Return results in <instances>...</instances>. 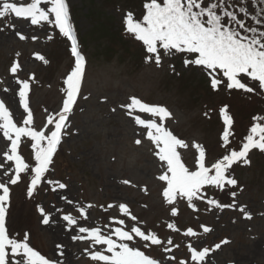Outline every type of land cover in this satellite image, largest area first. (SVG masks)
Instances as JSON below:
<instances>
[{"label":"rangeland","instance_id":"1","mask_svg":"<svg viewBox=\"0 0 264 264\" xmlns=\"http://www.w3.org/2000/svg\"><path fill=\"white\" fill-rule=\"evenodd\" d=\"M9 2L19 5L25 0ZM141 2L145 0H66L78 50L85 58L81 91L66 121L68 126L62 130L61 151L33 195L29 197L27 192L31 178L28 174L22 173L21 182L10 186L6 206V228L10 238L23 240L27 237L26 242L50 261L94 264L89 252L96 249L89 248L90 241L72 239L73 235H86L78 233V227H101L108 232L109 228L119 226L114 221L123 219L126 228L139 226L155 232L164 241L162 245L145 249L142 247L145 242L136 238L133 245L160 264H178L180 260L194 264L189 244L197 250L211 249L223 240L229 243L211 251L203 264H264V156L260 151L249 153L250 165L239 163L232 167L236 186H226L223 191L206 186L202 190L205 199L194 201L198 211L179 198L174 205H167L162 197L165 184L158 179L162 169L154 155L155 145L146 138L147 130L136 125L121 105L129 103L130 97H137L149 105L167 108L172 116L164 126L189 144V149L180 150L189 168L193 167L197 154L193 142L206 149L209 163L224 152L220 147L223 123L218 116L219 102L228 100L229 96L233 108L244 102L259 110L264 106L261 100L255 99L257 92L232 94L234 90L223 85L213 91L210 82L209 90L204 88L198 77H208L196 68L186 69L182 54L162 57L160 67L145 63L144 48L134 45V40L120 38L125 29L121 19ZM54 30L48 25L30 27L27 21L14 14L0 18V100L4 101L18 126H22L23 109L18 107L16 79L28 80L30 84L29 107L35 130L45 129L48 115L62 108L63 81L74 63L67 43L62 46L58 39H48ZM17 32L27 38L20 40ZM32 36L37 39L33 40ZM36 54L48 63L35 59ZM13 62L20 64L15 77L9 71ZM5 88L10 91H3ZM134 115L153 119L146 113ZM212 120L219 126L213 128ZM233 132L230 147L238 150L247 132ZM137 139L141 140L139 145L135 143ZM6 143L10 142H6L0 132V159H3ZM30 144L28 138H22L18 154L25 162L34 163ZM49 180L67 187L59 189L58 184L47 183ZM125 180L130 183H123ZM232 192L236 193L235 198ZM208 199L236 207L223 210L212 207L209 211ZM69 200L72 203H68ZM121 204L129 208L137 218L135 221L120 212ZM88 205L92 207L87 208ZM81 207L86 208L87 220L79 216L77 210ZM171 207L178 209L177 216H171ZM240 207L245 208L251 219L245 218ZM41 208L49 219L48 224L43 223ZM63 215H72L78 224L68 226ZM168 223H173L177 230L169 229ZM202 225L212 231L203 233ZM189 228L198 236L183 235ZM169 238L173 241L171 245L167 244ZM165 247L172 251H164ZM173 256L174 260L167 259Z\"/></svg>","mask_w":264,"mask_h":264},{"label":"snow or ice","instance_id":"2","mask_svg":"<svg viewBox=\"0 0 264 264\" xmlns=\"http://www.w3.org/2000/svg\"><path fill=\"white\" fill-rule=\"evenodd\" d=\"M253 4L257 0H251ZM264 4V0H258ZM247 0H145L143 13L140 19L134 18L133 13L128 12L123 18L125 33L142 44L146 55L145 63H155L161 66L162 57H173L177 54L183 55V66L186 69L196 68L205 74L210 82L213 91H218L223 85L228 90H243L245 93H254L257 89L264 93V7L260 13L250 19L255 21L257 26H251L250 22L242 19L248 16L249 9L244 5ZM16 18L28 22L29 26L51 25L58 30V34L70 41V52L75 58L74 67L68 73L62 89L65 98L60 111L49 114L47 124L43 130H35L33 125V113L29 107L30 84L28 80H15L18 86V107L23 109L27 115L22 117V126L14 122L13 115L6 107L3 100H0V132L6 142L5 150L0 159V264H61L60 261H50L34 250L27 237L23 240L10 238L6 228V206L10 199V186L21 182V174L30 175V184L27 188L28 196L33 195L34 190L41 184L45 174L53 162L54 154L61 143L62 130L67 128L69 115L77 103L81 91V84L85 71V58L78 51L77 37L74 26L71 22L69 6L66 0H25L22 4L0 0V18L13 15ZM257 16L259 18H257ZM20 40L27 37L19 32L16 33ZM49 36L48 39H53ZM36 40V36H32ZM35 59L48 63L45 58L36 54ZM174 71V66H171ZM20 64L13 62L9 71L13 77L16 76ZM34 77H30L32 79ZM242 78L251 82H257V88L249 87ZM3 91H10L5 88ZM87 99V97H85ZM130 102L121 105L126 110L136 125L146 129V138L155 145L154 155L158 158L162 169L158 179L164 182L162 197L167 205H174L177 199L186 201L189 208L198 211L194 201L204 200L205 194L202 191L206 186H211L223 191L226 186H236L237 180L232 177L230 170L233 165L242 163L250 165L248 159L252 150L264 152V115L254 116L255 121L248 129L247 134L240 141L239 149L230 147L234 136V120L228 112L227 106L220 109V117L223 123V130L220 135V147L223 154L214 162H207L206 149L193 142L192 147L196 150L194 164L189 168L180 150L189 149V144L176 137L164 126V122L171 118L172 114L167 108L160 105H149L137 97H130ZM115 111V109H113ZM134 113H146L153 119H143ZM207 115V113H206ZM157 118L159 122H157ZM51 125V128L47 126ZM22 138L31 141L32 161L25 162L18 154ZM137 145L141 140L135 141ZM12 162V163H9ZM7 178V179H4ZM49 184H58L59 189L67 186L58 181H47ZM129 184L130 181H123ZM55 190V189H53ZM235 198L236 193H231ZM67 199L66 197H64ZM72 203V201H68ZM206 203L212 207L223 210L235 208V204H221L215 199H208ZM88 205L87 208H91ZM109 207H112L109 205ZM119 210L122 214L135 221L126 205L121 204ZM44 216L43 223L48 224L49 219L40 209ZM80 218L87 220L86 208L77 210ZM239 211L245 214L246 219L251 215L245 213V208L240 207ZM171 216L178 215L176 207L170 208ZM63 221L68 226H76L78 220L72 215H63ZM117 227L109 228L108 232L101 227H78L80 234L73 235L74 241H90L89 258L94 264H160L156 259L150 258L136 244V238L143 241L145 249L152 246H159L164 243L155 232L142 230L139 226L125 227L123 219L114 221ZM107 227V226H106ZM167 227L176 231L173 223ZM203 233L212 231L208 226L202 225ZM186 237H197L198 233L191 228L183 233ZM172 239L167 240L171 245ZM229 241L223 240L214 245L213 248L203 247L197 250L191 244L187 247L191 253L190 259L194 264H203L205 258L211 251L219 249L222 244ZM96 246H99L96 248ZM61 248V245H57ZM175 247H179L176 245ZM88 251V249H86ZM164 251H172L171 248H164ZM63 253L61 252V255ZM174 260L175 257H168ZM178 264H187V260H180Z\"/></svg>","mask_w":264,"mask_h":264},{"label":"trees","instance_id":"3","mask_svg":"<svg viewBox=\"0 0 264 264\" xmlns=\"http://www.w3.org/2000/svg\"><path fill=\"white\" fill-rule=\"evenodd\" d=\"M234 2H235V0H234ZM142 6H143V3L141 2V4L139 6L136 5L135 8L129 9V12L133 13L134 18L140 19L142 17V13H143V7ZM244 6L249 9V14H248V16H242V19H244L246 22H250L251 26H257L255 24V21L251 20L250 18L252 16H256L257 13H260V9L262 7H264V4L259 3L258 0H257V3H255V4H253L251 2V0H247V3ZM92 12H91V15H93ZM257 18H259V17L257 16ZM121 24L123 25V27L125 26L124 23H123V19H121ZM48 26L52 27L51 25H48ZM94 27H95V25L93 26V28ZM122 31H123L122 32L123 37H120V38H123V39L126 38V40H128L129 42H131V41L134 42L135 41L133 38H131L129 35H127L125 33V29L124 28H123ZM53 37H54L53 39H55V38L58 39V42H59L58 44L59 45H62V46L64 45L65 40H64V38L62 36H60L58 34V31L54 32ZM134 45H137L138 48H140V49L143 48V46L142 47L140 46L141 43L138 42V41H135ZM193 71H195V70H193ZM198 81H201L200 84H202L204 86V88L209 90V87H208L209 86V84H208L209 81H208L207 78L198 77ZM242 82H244L249 87L257 88V82H251L247 78H242ZM233 90L234 91L232 92V94H238V92H241V94H246L245 92H243V90H236V89H233ZM256 92L257 93L255 94V99L261 100L260 101L261 102V106H264V93H261L258 89H257ZM227 99L228 100L219 102L220 104L218 105L217 108L221 109L222 107L227 106L228 112H229V114L232 116V118L234 120L233 129H232L233 131L238 130L240 132H242V131H246L247 132L248 129L251 127V125L255 122V121H253V117L254 116H262V115H264V108H262V110H259L257 108V106L247 104L246 102H244L241 105L238 104V105H236L233 108V106L229 104V96H228ZM210 111L213 114V109H210L209 112ZM218 116L221 119L220 114H218ZM237 117H240L242 120L238 121ZM221 121H222V119H221ZM220 123H222V122H220ZM211 124H214L213 128L219 126L213 120H212ZM222 130H223V127L221 128V131ZM260 153L264 156V152H260ZM233 167H235V166L233 165ZM230 173H231L232 177L234 178L235 173H233L232 170H230Z\"/></svg>","mask_w":264,"mask_h":264}]
</instances>
